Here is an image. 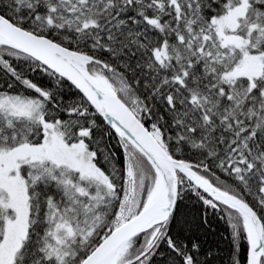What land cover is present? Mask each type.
Here are the masks:
<instances>
[{
    "label": "snow or ice",
    "instance_id": "snow-or-ice-1",
    "mask_svg": "<svg viewBox=\"0 0 264 264\" xmlns=\"http://www.w3.org/2000/svg\"><path fill=\"white\" fill-rule=\"evenodd\" d=\"M0 264H264V0H0Z\"/></svg>",
    "mask_w": 264,
    "mask_h": 264
},
{
    "label": "trees",
    "instance_id": "trees-1",
    "mask_svg": "<svg viewBox=\"0 0 264 264\" xmlns=\"http://www.w3.org/2000/svg\"><path fill=\"white\" fill-rule=\"evenodd\" d=\"M223 227H224L223 223L221 222L218 225V228L221 230V232L223 231ZM211 239H214V238H211ZM220 249H221V251L218 252V255L221 259H224L226 262V254H227V242L226 241H224L223 243L220 244Z\"/></svg>",
    "mask_w": 264,
    "mask_h": 264
}]
</instances>
